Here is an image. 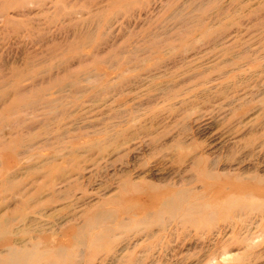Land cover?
<instances>
[{
  "label": "rangeland",
  "instance_id": "rangeland-1",
  "mask_svg": "<svg viewBox=\"0 0 264 264\" xmlns=\"http://www.w3.org/2000/svg\"><path fill=\"white\" fill-rule=\"evenodd\" d=\"M0 264H264V0H0Z\"/></svg>",
  "mask_w": 264,
  "mask_h": 264
}]
</instances>
